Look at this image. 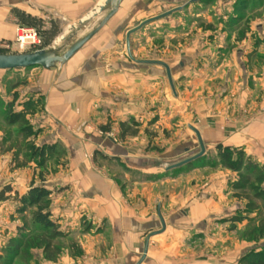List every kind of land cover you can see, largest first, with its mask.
<instances>
[{
	"label": "crops",
	"instance_id": "0c3cea01",
	"mask_svg": "<svg viewBox=\"0 0 264 264\" xmlns=\"http://www.w3.org/2000/svg\"><path fill=\"white\" fill-rule=\"evenodd\" d=\"M103 1L106 0H39V3L53 9L62 22L76 23L89 17ZM188 1L123 0L117 13L65 67L43 73V82L30 89V93L40 91L47 95L46 124L52 125L53 133H57L54 139L46 135L42 144L61 141L70 152V176L65 188L52 196L53 219L65 233L75 232L83 215L100 220L111 231V250L101 256L98 264H203L198 250L191 248L189 242L200 235L207 219L217 216L212 195H168L158 214L154 209L159 196L141 193L137 195L139 201L131 205L109 176L95 177L90 182L89 171L83 173L84 168L88 170L93 164L85 155L95 151H101L107 158L131 157L134 161L141 155L144 144L138 142L136 135L121 138L119 144L102 137L97 127H111L119 134L120 124L138 115L142 88L157 98L156 91L165 84L164 72L173 79L176 88L181 84L182 93L169 102L182 107L176 113L182 125L176 135L193 143L198 136L211 146H243L251 154L256 152L264 163V66L257 72L251 69L247 56L251 46L247 42L234 48L232 57L223 61L211 58L216 54L208 52L203 43L193 49L185 48L182 61H178L181 73L176 70L174 57L169 60L165 57L160 65H142L127 58V47L122 42L129 33L133 41L150 31V42L161 36L168 44L173 35L164 29L173 28L174 10L184 11ZM157 49L132 48L131 52L137 59L148 55L149 60L157 61ZM168 87L171 88L170 83L165 88ZM165 128L170 129L171 125L166 124ZM65 135H72L76 141ZM169 144L174 145L172 141ZM1 162L0 159V165ZM5 182L13 184L14 180ZM79 184L88 190H98L80 195ZM9 224L5 219L0 230L6 231ZM100 236L75 239L87 255ZM36 253L42 258V251ZM72 261L63 256L58 263Z\"/></svg>",
	"mask_w": 264,
	"mask_h": 264
},
{
	"label": "rangeland",
	"instance_id": "374dc122",
	"mask_svg": "<svg viewBox=\"0 0 264 264\" xmlns=\"http://www.w3.org/2000/svg\"><path fill=\"white\" fill-rule=\"evenodd\" d=\"M96 8L92 11V15L82 20L86 21L81 24V22L69 23L65 20L62 22L61 16L55 14L53 9L40 4L39 0H0V54L21 55L57 48L62 55L76 40L99 26L108 10L95 16ZM15 9L25 13L27 10L29 11L27 14L41 19L45 29L50 28L52 21H57L61 33L50 46L42 48L43 39L40 31L19 26L13 12ZM177 10L179 9L174 10L173 28L164 29L168 31V34L173 35L172 39H168V44L161 36L150 42V31L143 33L142 36H136L133 41L130 37L131 33L126 36L122 45L125 43L127 58L130 61H136L142 65H160V61L165 60V57H168V60L174 57L177 63L176 70L181 73L182 67L178 61H182L181 54L185 48L193 49L199 43H203L208 52L216 54L210 56L211 58L223 61L232 57L234 48L247 42L251 46L247 55L251 69L257 72L261 70L260 66H264V0H189L184 11L176 12ZM25 36L31 38L27 39ZM62 37L64 39L56 44V41ZM245 38H248V41H244ZM132 48L147 50L158 48V56L155 57L157 61L149 60L148 55L137 59L131 52ZM65 65H56L51 69L35 67L12 71L0 70V159L2 161L0 186L2 188L10 185L13 190L24 194L26 191L21 192L28 190L34 183L52 190V196L65 188L66 180L70 176V152L61 141L42 144L46 135L54 139L57 133H53L52 125L46 124L48 122L46 94L40 91L30 93L32 87L35 89L43 82V73L61 70ZM211 69L214 70V67L212 66ZM162 79L165 84L156 91L157 98L151 96L148 90L141 89L139 113L125 122L137 130L138 142L144 144L143 148L134 144L142 148L141 155L134 161L131 157L127 160L107 158L101 151H95L93 154L85 155V158L93 164L88 170L84 168L83 173L89 171L90 182L94 181L95 177L109 176L117 183L119 191L124 197L126 196L125 200L131 205L139 201L140 197L137 195L141 193L159 196L154 209L158 214L164 206V198H168V195H176V197L212 195V200L216 203L213 207L217 216L207 219L204 229L199 236L189 242V246L198 250L199 261L203 264H240V260L250 250L264 249V202L261 198H256L251 191H235L232 188V183L238 180V176L220 166L216 156V146L219 144L206 145L198 136L195 143L187 142L178 134L176 135V131L182 127L180 116H176V113L181 111L182 107H175V104L173 106L169 102L172 101L171 98L182 93L181 84L176 88L173 79H169L165 72ZM168 83L171 88H165ZM10 103L13 104L12 111L26 113L28 123L36 132H39L36 137L26 141L20 134L19 125H7L5 113ZM166 118L168 121L165 120ZM166 124L171 125V128H165ZM97 128L102 137H109L120 144V132L118 134L117 131H112L111 127L102 125ZM65 138L76 141L72 135H65ZM171 141L174 143L173 146H169ZM27 142L37 147L44 144H57L60 152L43 169H40L30 158L31 153L26 147ZM222 145L242 149L247 156L264 167V163L257 158L256 152L251 154L243 146ZM202 157L210 159L215 166H188L191 161ZM5 179L6 181L13 179L14 182L5 185ZM67 187L70 188L69 185ZM95 190H88L79 184L77 193L84 195L94 193ZM249 203H255L257 207L252 208ZM16 207L17 203L13 199L0 202V211H3V215L0 216V225L5 223V219L10 222L9 226H6V231L3 228L0 230V264H60L58 262L63 256L73 260L65 264H88V262L98 264L102 259L101 256L111 250V231L104 228L100 220L83 215L75 232H68V237L62 240L64 249L56 262L45 260L43 255L40 258L36 253L41 251L38 249H31L15 257L9 250V241L18 236L15 231L23 226L22 215L16 213ZM7 212L8 214L5 215ZM26 216L30 221L31 212H28ZM236 219L239 220L236 221ZM32 229L30 225L29 230ZM9 232L11 236L8 235ZM94 235L102 237L100 236V240L95 242L94 249L92 248L91 252L87 251L86 255L75 238L84 240L83 237ZM74 245L76 246L73 247ZM146 251L147 249H144L145 254ZM145 254L143 253L144 256Z\"/></svg>",
	"mask_w": 264,
	"mask_h": 264
},
{
	"label": "trees",
	"instance_id": "16d2710c",
	"mask_svg": "<svg viewBox=\"0 0 264 264\" xmlns=\"http://www.w3.org/2000/svg\"><path fill=\"white\" fill-rule=\"evenodd\" d=\"M13 12L17 17L19 26L40 31L43 39L42 48L50 46L61 33L57 21H52L50 28L45 29L41 19L19 9H15ZM12 105L11 103L8 105L9 108L5 113L7 125H19L21 127L20 134L26 141L36 137L39 132H36L28 123L26 113L24 111H12ZM136 134L137 130H134L132 126L127 125V123L120 124L121 138ZM27 143L26 147L31 153L30 158L40 169H43L60 152L57 144H44L37 147L29 145L30 142ZM216 156L220 166L237 174L238 180L232 183V188L235 191H251L256 198H261L264 202V167L247 156L242 149L231 148L222 144L216 146ZM188 166L214 167L215 164L211 163L210 159L202 157L191 161ZM12 199L17 203L16 213L22 215L23 226L19 228L21 231L18 230V236L9 241V250L17 257L18 254L29 252L31 249H38L42 251L45 260L56 262L64 249L62 240L66 239L68 234L62 231L57 221L53 219L51 212L52 190L33 183L24 194H20L13 190L10 185L4 186L0 190V202H8ZM249 206L257 207L255 203H249ZM28 212H31L32 216L30 221L27 220L26 216ZM238 220L236 219V221ZM30 225L32 230H29ZM240 264H264V249L250 250L240 260Z\"/></svg>",
	"mask_w": 264,
	"mask_h": 264
},
{
	"label": "water",
	"instance_id": "95a60500",
	"mask_svg": "<svg viewBox=\"0 0 264 264\" xmlns=\"http://www.w3.org/2000/svg\"><path fill=\"white\" fill-rule=\"evenodd\" d=\"M122 1L123 0H106L103 5L99 6V12H95V16L98 13H103L107 10L109 13L103 17L98 27L90 31L84 37L76 40L64 54H59L60 50L57 48L49 51L42 50L35 53L21 55L0 54V70L12 71L35 67L51 69L56 65H65L109 22V20L117 13ZM85 21H81V24ZM63 39L64 37L59 38L58 41H56V44Z\"/></svg>",
	"mask_w": 264,
	"mask_h": 264
},
{
	"label": "bare ground",
	"instance_id": "6f19581e",
	"mask_svg": "<svg viewBox=\"0 0 264 264\" xmlns=\"http://www.w3.org/2000/svg\"><path fill=\"white\" fill-rule=\"evenodd\" d=\"M104 4V1L99 5V6H101V5H103ZM96 12H99V7L98 8H96ZM25 38H27V39H29V38H31L30 36H25ZM22 40V39H21ZM23 41H25V40H23Z\"/></svg>",
	"mask_w": 264,
	"mask_h": 264
}]
</instances>
